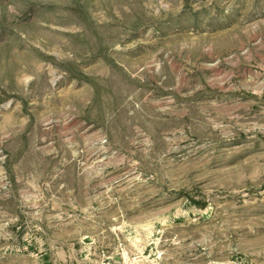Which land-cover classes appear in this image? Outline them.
Returning <instances> with one entry per match:
<instances>
[{
	"label": "rangeland",
	"instance_id": "374dc122",
	"mask_svg": "<svg viewBox=\"0 0 264 264\" xmlns=\"http://www.w3.org/2000/svg\"><path fill=\"white\" fill-rule=\"evenodd\" d=\"M0 264H264V0H0Z\"/></svg>",
	"mask_w": 264,
	"mask_h": 264
}]
</instances>
